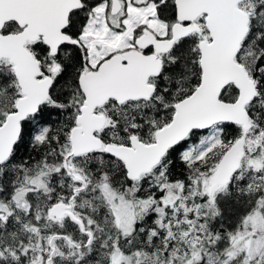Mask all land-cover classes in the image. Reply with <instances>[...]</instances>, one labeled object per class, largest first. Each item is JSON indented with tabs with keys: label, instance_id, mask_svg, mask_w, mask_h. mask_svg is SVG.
<instances>
[{
	"label": "snow or ice",
	"instance_id": "obj_1",
	"mask_svg": "<svg viewBox=\"0 0 264 264\" xmlns=\"http://www.w3.org/2000/svg\"><path fill=\"white\" fill-rule=\"evenodd\" d=\"M0 264H264V0H0Z\"/></svg>",
	"mask_w": 264,
	"mask_h": 264
}]
</instances>
